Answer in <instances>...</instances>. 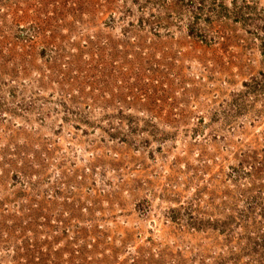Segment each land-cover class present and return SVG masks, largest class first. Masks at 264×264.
<instances>
[{"label": "rangeland", "instance_id": "1", "mask_svg": "<svg viewBox=\"0 0 264 264\" xmlns=\"http://www.w3.org/2000/svg\"><path fill=\"white\" fill-rule=\"evenodd\" d=\"M0 264H264V0H0Z\"/></svg>", "mask_w": 264, "mask_h": 264}]
</instances>
